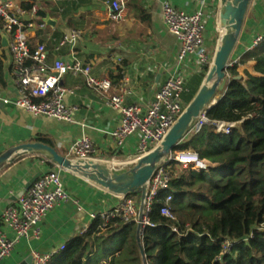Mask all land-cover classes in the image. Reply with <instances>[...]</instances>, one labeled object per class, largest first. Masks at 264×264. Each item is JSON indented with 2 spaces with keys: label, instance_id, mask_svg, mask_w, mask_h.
Listing matches in <instances>:
<instances>
[{
  "label": "crops",
  "instance_id": "0c3cea01",
  "mask_svg": "<svg viewBox=\"0 0 264 264\" xmlns=\"http://www.w3.org/2000/svg\"><path fill=\"white\" fill-rule=\"evenodd\" d=\"M36 6L37 13L27 16L38 23L45 16L55 19V27L46 23L44 28L29 30V43H45L48 62L56 57L71 60L76 56L91 66L95 76H106L113 86L124 77L130 79V91L125 96L129 104L147 105L154 97L158 85L171 72L176 60L179 44L168 31L162 19V7L170 3L177 9L194 12L201 6L205 16V44L215 51L220 26L222 0H140L148 21L141 22L128 10L125 19L112 21L107 13V0H15ZM43 12L40 17L38 12ZM55 14V15H53ZM70 29H80L82 37L73 45H66L55 51L56 40ZM264 32V0H253L245 17L242 33L232 59H239L248 52L254 37ZM5 36L7 41L2 40ZM9 37L0 28V154L7 149L27 143L41 142L39 138L50 140L61 155H67L69 145L83 135L91 138L99 159L117 158L130 160L136 156L139 134L129 136L123 147L113 152V142L109 133L118 126L119 110L107 104V98L115 91H97L88 87L83 76L67 74L61 84L75 89L65 101L77 107L72 122L60 121L45 116H35L10 103L17 91L11 73L8 51ZM117 58L121 61L117 62ZM251 60L238 64V72L250 70ZM162 68L159 83L154 87V79ZM192 77V76H191ZM190 77V78H191ZM111 158H110V157ZM115 165V162L112 163ZM58 171L70 199L56 205L40 223V237L21 239L12 254L3 264H20L32 252L41 254L58 252L62 245L89 224L88 214L103 212L117 202V196L91 182L69 173L57 166L51 168L36 152H23L12 157L0 167V214L9 204L17 201V196L25 185L48 170ZM81 208V209H79ZM82 215L77 216L79 212Z\"/></svg>",
  "mask_w": 264,
  "mask_h": 264
},
{
  "label": "trees",
  "instance_id": "16d2710c",
  "mask_svg": "<svg viewBox=\"0 0 264 264\" xmlns=\"http://www.w3.org/2000/svg\"><path fill=\"white\" fill-rule=\"evenodd\" d=\"M23 7L30 9L32 4ZM128 10L139 21H148L140 0H128ZM38 15L44 17L43 12ZM29 46L32 50L36 45ZM247 60L252 61L250 70L244 68L243 75L235 78L240 75L238 64ZM207 71L208 67L198 73L193 90L188 87L191 78L187 80L185 104ZM228 73L206 117L234 125L224 133L205 123L174 148L195 152L212 164L211 169L180 168L174 161L164 164L170 179L147 213L149 224L141 234L144 262L136 222L115 217L106 223L92 220L86 232L64 243L47 264H264V40L243 54ZM39 140L53 146L46 138ZM38 155L49 167L56 166ZM135 196L139 203L140 195ZM165 204L169 216L160 212ZM225 240L230 242L227 251Z\"/></svg>",
  "mask_w": 264,
  "mask_h": 264
},
{
  "label": "built area",
  "instance_id": "2783aa9c",
  "mask_svg": "<svg viewBox=\"0 0 264 264\" xmlns=\"http://www.w3.org/2000/svg\"><path fill=\"white\" fill-rule=\"evenodd\" d=\"M110 10L108 19L122 21L128 12V0H107ZM37 7L32 5L26 9L18 5L15 0H0V21L2 30L8 35V51L11 61V73L17 95L13 100L5 99L10 103L35 116H45L60 121L72 122L76 106L65 101L66 96L73 95L75 89L61 84L62 77L67 74L83 76L88 87L102 92L114 88V93L107 98V104L119 110L120 120L118 126L109 136L113 142V152L116 153L126 143L129 136L138 133L136 158L122 160L117 158L99 161L106 163L115 171L128 164H132L138 157L155 148L163 139L177 118L184 110L183 93L186 91L187 80L210 67L214 52L205 44V16L201 6L194 12H186L165 3L162 7V19L168 31L176 38L179 48L171 72L158 85L153 99L147 105L127 103L125 96L131 93L130 79L124 77L113 86L110 78L95 76L91 66L85 64L76 56L65 61L61 57L48 62V52L45 43H37L31 50L29 46V30L44 28L45 22H34L29 14L35 15ZM83 35L80 29H70L56 40L55 51L66 45L75 44ZM264 40V32L256 35L248 51L256 49ZM121 59L117 58V62ZM239 59H232L229 66L237 64ZM220 96V93H219ZM212 123L216 132L229 133L234 123L222 121H209L206 112H202L191 126L189 133L197 131L203 124ZM96 149L91 138L83 135L73 141L67 150L69 158L74 160H98L95 157ZM176 162L180 168L194 170L211 166L206 159H201L193 151H173L155 170L147 183V193L144 200L145 224H149L147 213L150 204L158 190L167 187L169 173L165 163ZM115 162V165L112 163ZM117 202L106 211L91 212L88 214L89 223L100 218L104 223L109 219L118 217L125 222L136 221L139 203L136 196L116 195ZM70 199L58 171L48 170L39 175L26 192L13 204L6 206L0 214V264H3L13 252L15 245L21 239H34L40 237V223L43 218L59 203ZM170 198L166 199V202ZM81 209V208H79ZM161 214L170 215L165 204L160 209ZM87 224L80 233L87 230ZM176 230V229H175ZM230 242H223V250L227 251ZM63 248V245L62 247ZM57 253V252H55ZM55 253L41 254L32 252L33 264H47Z\"/></svg>",
  "mask_w": 264,
  "mask_h": 264
},
{
  "label": "water",
  "instance_id": "95a60500",
  "mask_svg": "<svg viewBox=\"0 0 264 264\" xmlns=\"http://www.w3.org/2000/svg\"><path fill=\"white\" fill-rule=\"evenodd\" d=\"M253 0H222L220 9L221 32L213 54L212 62L200 86L192 99L185 106L183 112L167 131L160 143L148 153L138 157L132 164L123 166L119 171L113 170L106 163L99 160H74L66 155H61L57 150L43 142H27L13 146L0 154V167L23 152H36L50 158L57 167L72 173L84 180L115 195H140V204L137 224V243L140 247L144 262L141 234L144 226V200L147 193V183L155 170L164 162L174 148L189 134L191 126L202 112L212 107L219 99L229 77V62L239 42L245 17ZM43 21L50 27H55L56 21L50 16H45ZM3 41H7L2 36ZM162 68L155 75L154 87L160 80ZM241 75L235 78H240ZM210 170L211 166L203 168ZM39 175L29 180L25 188L17 196L23 195ZM83 212H79L80 217ZM20 264H33L32 255L29 254Z\"/></svg>",
  "mask_w": 264,
  "mask_h": 264
},
{
  "label": "rangeland",
  "instance_id": "374dc122",
  "mask_svg": "<svg viewBox=\"0 0 264 264\" xmlns=\"http://www.w3.org/2000/svg\"><path fill=\"white\" fill-rule=\"evenodd\" d=\"M53 15H55V14H53ZM211 51L212 52H214V50L213 49H211ZM240 72L243 74V70H240ZM199 74H197V75H193L192 77H191V79L188 81V87L190 88H192V90L195 88V86H196V84H197V82H198V80H199ZM190 88V89H191ZM185 103V102H184ZM187 104H185L184 105V107L186 106ZM96 155H99V154H95V156ZM110 157V156H109ZM111 158V157H110ZM136 158V156L134 157V159ZM135 161V160H134ZM128 165H130V164H128Z\"/></svg>",
  "mask_w": 264,
  "mask_h": 264
},
{
  "label": "bare ground",
  "instance_id": "6f19581e",
  "mask_svg": "<svg viewBox=\"0 0 264 264\" xmlns=\"http://www.w3.org/2000/svg\"><path fill=\"white\" fill-rule=\"evenodd\" d=\"M220 20V19H219ZM194 169L200 170V167H194Z\"/></svg>",
  "mask_w": 264,
  "mask_h": 264
}]
</instances>
